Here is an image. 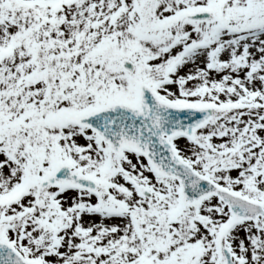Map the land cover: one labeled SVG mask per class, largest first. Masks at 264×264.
Masks as SVG:
<instances>
[{
	"label": "snow or ice",
	"instance_id": "snow-or-ice-1",
	"mask_svg": "<svg viewBox=\"0 0 264 264\" xmlns=\"http://www.w3.org/2000/svg\"><path fill=\"white\" fill-rule=\"evenodd\" d=\"M0 264H264V0H0Z\"/></svg>",
	"mask_w": 264,
	"mask_h": 264
}]
</instances>
